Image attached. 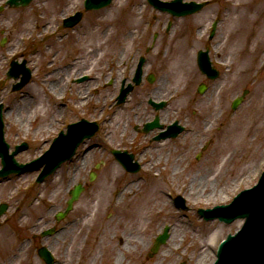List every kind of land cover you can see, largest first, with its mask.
<instances>
[{
	"label": "rangeland",
	"instance_id": "374dc122",
	"mask_svg": "<svg viewBox=\"0 0 264 264\" xmlns=\"http://www.w3.org/2000/svg\"><path fill=\"white\" fill-rule=\"evenodd\" d=\"M6 1L0 0V5H4L0 10V101L5 103V138L11 150L23 141L29 143L16 158L28 162L40 156L60 130H66L69 123L82 117L97 121L100 128L80 145L71 160L43 182H36L41 167L0 178V204H8L0 215V236L4 228L12 236L11 245L0 250V264H8L21 242L27 243V247L14 264H47L39 255L41 246L51 250L55 257L53 264H197L199 253L192 247L189 234L192 229L182 241L176 240L181 243L169 252V257L164 252L167 243L172 242L170 237L157 252L150 254L156 237L165 227L170 235L172 225L175 227L182 221L187 226H198L206 234L213 231L208 224L216 222L224 228L220 241L242 226L243 219L231 223L218 218L206 220L198 209L229 203L239 191L255 184L264 170V42L252 40V46L259 50L255 58L259 67H252L242 79L240 75L232 77L229 71L234 68L230 59L235 57L229 55L227 62H222L227 59L234 38L230 5L245 1L248 8H259L254 22V26H259L264 22V0H210L200 12L183 17L161 12L147 0H114L102 9L85 11L75 27H65L63 19L84 9V0H33L20 7H10ZM214 19L219 22L214 38L210 39ZM170 20L173 26L167 32ZM93 33L99 38L93 39ZM97 45L101 46L100 55L93 57L90 49ZM208 46L214 65L222 70V75L214 80L203 74L197 64L198 50ZM249 46L248 38L245 49ZM140 55L148 59L145 78L125 102L118 103L122 83L132 80ZM13 59L26 60L33 71L31 81L19 91L12 90L17 80L7 76ZM182 64L188 72L177 78L176 69ZM150 73L156 76L154 82L147 79ZM85 76L86 79L78 81ZM58 79H62L64 90L55 93L50 85ZM201 82L208 85L204 93L198 92ZM37 88L49 107L45 116L39 115L38 119L35 106L24 103V96L31 100L30 93ZM245 89L248 92L244 101L233 108V100ZM78 93H82L84 103L79 102ZM156 93L160 95L154 96ZM150 99L165 100L167 105L156 110ZM123 109L126 113L120 120L115 113ZM10 110V116H6L5 112ZM157 114L163 125L178 120L185 125L184 131L174 138L154 140L160 128L145 132L142 127ZM244 114L247 127L241 145L227 147L222 154L229 134L225 128L232 119ZM125 124L127 130L122 134ZM113 148L134 153L141 169L127 171L113 155ZM158 156L161 164L148 171L149 162ZM176 163L179 171L174 173L172 166ZM114 164L121 168L119 178L107 177ZM92 170L97 171L94 180H90ZM156 176L166 180L163 198L168 204L163 211L153 205L149 208L153 210H148L144 224L147 231L139 234L140 242L131 244L122 256L120 233L125 231L128 235L137 222L124 214L128 197L123 196L117 207L119 190L133 179L141 180V186L133 191L148 190L150 179ZM194 177L201 181L199 192L203 196L198 201L189 200L185 193ZM77 183H82L85 189L73 209L58 221L56 214L66 208L69 191ZM106 186L110 187L111 196L101 202L97 194ZM169 192L175 197L181 195L185 207L177 206ZM217 195L224 197L206 200ZM76 223L86 227L62 239V231ZM53 226H56L54 233L43 234ZM220 241L213 249V260L207 264L216 260Z\"/></svg>",
	"mask_w": 264,
	"mask_h": 264
},
{
	"label": "water",
	"instance_id": "95a60500",
	"mask_svg": "<svg viewBox=\"0 0 264 264\" xmlns=\"http://www.w3.org/2000/svg\"><path fill=\"white\" fill-rule=\"evenodd\" d=\"M112 0H85V6L87 9L93 8H101L103 6L111 3ZM31 2V0H8L11 6H19V5H27ZM155 7L160 8L162 10H167L175 15L187 14L191 12L198 11L205 4L204 2H196V1H183V0H149ZM82 17V12H77L75 15H72L65 19L66 26H73ZM200 64L203 70L208 72L210 76H215L216 71L211 67V61L209 59L208 52H201L199 56ZM145 61V58L142 57L134 80L136 83L141 81L142 77V65ZM21 73L23 76L21 81L14 85V89H19L23 87L31 78V69L26 66V61H23L21 64L18 61L14 60L12 63V67L8 73L9 76H14L17 78ZM133 88V84L130 83L126 88L122 89V93L119 96V101H124L126 94ZM205 87L202 85L199 90L203 91ZM242 97H239L234 102V106H237L242 100ZM158 108L163 106L165 103H155ZM3 104L0 103V155L2 157L3 168L0 169V176H6L12 172H21L23 170L34 168L36 166H41L43 163H46L44 170L38 177V181H42L47 175L52 173L62 162L71 158L75 153L77 146L81 141L85 139V137L92 136L96 130L99 128L97 122L88 121L87 119H82L79 122L70 124L68 126V133L65 134L63 131L59 134L58 137L54 139V142L49 150H47L41 157L33 160L30 163H20L16 160L15 154L19 151L26 149L28 144L23 142L20 145L16 146V149L9 154L10 144L5 140L4 136V121H3ZM156 126L162 127L159 123V117L152 122H149L144 127V130L148 131L151 128ZM183 127L175 123L168 126V129L162 131L156 138L166 137L169 135H177ZM114 153L117 157L125 164V166L130 170H138L140 165L137 162H132L134 155L128 154L127 151L121 152L120 150H114ZM94 176H91L93 179ZM264 173L261 177L260 182L254 186L252 189L243 190L239 193L234 202L230 205H219L214 209H200V213L203 214L207 219L218 216L221 220H225L227 222L233 220L237 216H246L248 220L247 232L244 231L242 235H239L236 239L233 235H229L227 240L223 241L220 245L219 255L221 258L228 260L231 264H255L258 256L264 254V204L260 206L258 204L259 195L264 192ZM83 190V186L81 184H77L74 189L71 191L72 197L68 201L67 211L72 207L73 202L79 197ZM243 200L245 202V206L238 208V210H234L233 207L239 202ZM184 202V201H183ZM258 205H255V204ZM7 207V204H2L0 212L2 213ZM225 210V211H224ZM64 213H61L63 216ZM258 217V219L251 218ZM253 228L251 231L250 229ZM53 229H49L45 231L46 233H51ZM250 231V232H249ZM249 232V233H248ZM167 230L160 234L157 238V241L153 247V251H157L160 245L166 241L168 238ZM261 244V245H260ZM258 246L259 249H253V246ZM234 250L238 252L239 255L243 257L242 261H237L234 258ZM40 254L47 260L49 264L53 262V257L47 251L45 247L40 249Z\"/></svg>",
	"mask_w": 264,
	"mask_h": 264
},
{
	"label": "bare ground",
	"instance_id": "6f19581e",
	"mask_svg": "<svg viewBox=\"0 0 264 264\" xmlns=\"http://www.w3.org/2000/svg\"><path fill=\"white\" fill-rule=\"evenodd\" d=\"M247 2L243 1H234L229 9L233 13V16L230 19V24L232 25V32L231 35L234 36L233 41L229 44V52L226 57L227 59H222L223 63H226L228 60L229 55L235 57L234 60L230 59V65L234 66L233 70L229 68V71L231 72V76L237 77L240 75V79H242L246 72L248 73L251 71L252 67L256 66L258 63L255 61V58L257 57V54L259 53V50L257 48L252 46V40L256 39L259 43L264 42V22L259 26H254V22L257 19L259 15V8L252 9L248 8L246 6ZM253 31L255 33H253ZM92 36L98 39L99 35L97 33H93ZM249 38V49H245V44L248 41ZM97 41H94V43ZM93 43V42H92ZM101 46L97 45L90 49V53H93V57H96L100 55ZM183 63V62H182ZM176 64H174L175 66ZM181 66V67H180ZM178 69H176L175 76L177 78H180L182 74H184L188 69L185 67V65H180ZM259 67V65H257ZM256 66V67H257ZM188 72V71H187ZM186 72V73H187ZM185 73V74H186ZM250 73V72H249ZM263 83V82H261ZM50 89L54 91L55 93H58V90H64V86L62 85V79L54 80L52 84L50 85ZM32 95H30L31 100L28 96H24V103L28 107L35 106V112H36V119H38L39 115L45 116L46 112L49 110L47 108V102L46 98L43 95V92L41 89L37 88L35 91H31ZM163 93V92H162ZM159 93H156L154 96H159ZM78 97L80 98V103H84V98L82 93H78ZM84 99V100H83ZM255 109V108H254ZM20 111V108H19ZM125 110H118L115 114L118 115V118L123 120L125 115ZM11 110L9 112H5L6 116H10ZM232 122L228 124L229 126L225 128L226 132H229L227 134L228 141L226 145H224L221 149V153L224 154L226 151V148L234 145L238 146L241 145L242 138L245 135V130L247 127V114H244L242 116H239L237 118H234L231 120ZM50 124V123H49ZM119 124V123H117ZM233 124V125H232ZM40 125V124H39ZM41 126V125H40ZM49 126V125H48ZM42 127V126H41ZM127 130L126 124L121 132L122 134H125ZM236 140H235V139ZM240 141V143H239ZM228 159V158H227ZM226 159V160H227ZM162 162V159L160 156H158L156 159H153L149 162V166L146 168L148 171H152L155 167H158ZM117 168V170L115 169ZM179 168V165L176 163L172 166V171L174 173L178 172L177 170ZM119 168L117 165L114 164L110 168V170L107 172V177H115L119 178ZM168 167L165 166L164 170H167ZM161 173H159L160 175ZM209 173L205 174V178H208ZM199 177H194V180H192L190 187L187 189L186 196L189 200L198 201L203 196L202 192H199V188L201 185V181L199 182ZM198 182V183H196ZM167 185L166 180L163 179L161 176L152 177L150 179L149 189H143L140 192L133 191L134 188H137L141 186V180L139 179H133L132 182L130 180L126 181L124 183L123 189L119 190V197L118 201L116 202V205L120 203L123 196L129 198V202L127 203V207L124 210V214L133 217L134 220H136V226L133 231H131L128 235H126L125 231L120 233V242L122 243V249L120 250L122 256H125V252L130 250V245L134 244V242H140L141 235L144 232L147 231V228L144 227V224L147 219L148 210L150 207H158V211H163L164 206H166L167 200L163 198V195H165L163 187ZM121 187V188H122ZM110 187L106 186L102 188L98 194L97 197L100 198L101 202H106L110 199L111 193H110ZM135 192V194H134ZM160 194H159V193ZM129 193V194H128ZM134 194V196H132ZM224 197L223 195H217L214 197H208L206 198L207 201H213L217 200L219 198ZM160 201V203H158ZM153 205V206H152ZM119 208V206L117 205ZM153 210V209H152ZM149 210V211H152ZM90 215V214H88ZM86 215V216H88ZM87 218V217H86ZM183 223L176 225L175 227L172 225V232L170 233L171 244L167 243L166 251L164 252L165 257H169V252L172 249H177L179 247L178 243L180 244L182 241V238H185L188 234V232H191L190 239H191V245L194 247V249L199 253L198 256V262L197 264H207L210 263L213 260V249L217 242L220 241L221 237L224 234V228L223 226L217 224L216 222H213L212 224H208L213 228V231L210 233H201L203 231L198 230V226L194 227L192 224L191 226H187L185 221H182ZM123 223V221H121ZM28 225V222L25 223ZM35 224L34 226H36ZM85 224H77L74 225L73 228L64 229L61 234V238L65 239V237L68 236V234L72 231H75L77 233L81 227L83 228ZM88 225V224H87ZM175 225V224H174ZM86 227V225H85ZM135 232L138 233V235L134 234ZM74 233V234H75ZM181 238L180 242H177L176 240ZM12 236L10 233V230L8 228H4L2 235L0 236V250L1 248H4L6 245H11ZM5 245V246H4ZM27 243L21 242L18 245V251L15 255H13L12 258L9 259L8 264H14L15 259L20 258L23 251L26 249ZM95 260V259H94ZM6 264V263H5Z\"/></svg>",
	"mask_w": 264,
	"mask_h": 264
}]
</instances>
